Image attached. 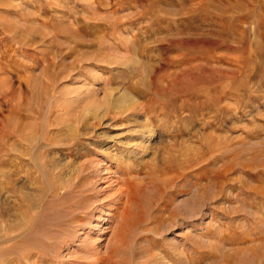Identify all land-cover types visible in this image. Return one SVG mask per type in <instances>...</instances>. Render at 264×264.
I'll use <instances>...</instances> for the list:
<instances>
[{
  "label": "rangeland",
  "instance_id": "374dc122",
  "mask_svg": "<svg viewBox=\"0 0 264 264\" xmlns=\"http://www.w3.org/2000/svg\"><path fill=\"white\" fill-rule=\"evenodd\" d=\"M0 264H264V0H0Z\"/></svg>",
  "mask_w": 264,
  "mask_h": 264
},
{
  "label": "bare ground",
  "instance_id": "6f19581e",
  "mask_svg": "<svg viewBox=\"0 0 264 264\" xmlns=\"http://www.w3.org/2000/svg\"><path fill=\"white\" fill-rule=\"evenodd\" d=\"M149 130V129H148ZM151 131V130H150ZM164 175V174H163Z\"/></svg>",
  "mask_w": 264,
  "mask_h": 264
}]
</instances>
